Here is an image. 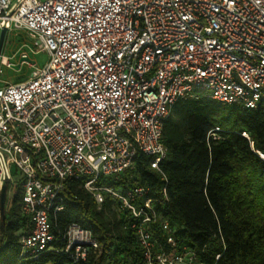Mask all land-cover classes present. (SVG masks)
<instances>
[{
	"label": "built area",
	"instance_id": "1",
	"mask_svg": "<svg viewBox=\"0 0 264 264\" xmlns=\"http://www.w3.org/2000/svg\"><path fill=\"white\" fill-rule=\"evenodd\" d=\"M2 28L25 30L34 52L50 55L29 80L0 86V189L6 181L9 188L15 166L30 224L23 250L50 248L49 213L64 208L66 182L74 179L99 206L110 196L130 214L142 264H204L198 251L178 244L149 187L114 182L136 167L140 151L160 170L164 122L177 100L206 94L259 106L264 0H0ZM21 57L30 58L25 50ZM11 64L2 51L0 74ZM65 237L77 260L100 247L78 223Z\"/></svg>",
	"mask_w": 264,
	"mask_h": 264
},
{
	"label": "trees",
	"instance_id": "2",
	"mask_svg": "<svg viewBox=\"0 0 264 264\" xmlns=\"http://www.w3.org/2000/svg\"><path fill=\"white\" fill-rule=\"evenodd\" d=\"M163 142L167 154L160 170L140 151L136 167L114 183L149 187L161 199L155 210L175 228L178 244L198 251L204 264H264V159L258 153H264V98L253 109L206 94L181 98L164 122ZM20 201L18 191L8 212L0 202V264L143 263L130 214L110 196L99 206L81 180L66 182L64 208L49 213L55 239L47 250H23L21 237L30 224ZM71 223L90 230L99 243L84 259L66 250ZM154 230L163 240L159 222Z\"/></svg>",
	"mask_w": 264,
	"mask_h": 264
},
{
	"label": "rangeland",
	"instance_id": "3",
	"mask_svg": "<svg viewBox=\"0 0 264 264\" xmlns=\"http://www.w3.org/2000/svg\"><path fill=\"white\" fill-rule=\"evenodd\" d=\"M27 51L31 60L36 61L34 66L24 62L20 69H15L12 66L2 65V74H0V86L6 83H21L29 80L32 77L33 71L37 68L44 67L50 60V55L47 52H34V39L25 31H8L3 54L10 57L11 63L18 64L22 51ZM12 181L9 185L5 210L8 212L11 209L12 201L15 194L20 190L23 176L17 171L16 167H12Z\"/></svg>",
	"mask_w": 264,
	"mask_h": 264
},
{
	"label": "water",
	"instance_id": "4",
	"mask_svg": "<svg viewBox=\"0 0 264 264\" xmlns=\"http://www.w3.org/2000/svg\"><path fill=\"white\" fill-rule=\"evenodd\" d=\"M7 28H2L1 33H0V59H1V54L3 51V47L5 44L6 36H7ZM24 61H29L31 63H34V60H31L28 57H20V61L18 64L12 63L11 66L15 69H20L21 65ZM8 183L9 181H6L5 184L3 185L1 189V195H0V202H1V208H4L6 198H7V192H8Z\"/></svg>",
	"mask_w": 264,
	"mask_h": 264
}]
</instances>
